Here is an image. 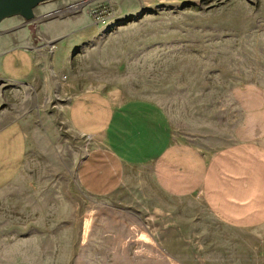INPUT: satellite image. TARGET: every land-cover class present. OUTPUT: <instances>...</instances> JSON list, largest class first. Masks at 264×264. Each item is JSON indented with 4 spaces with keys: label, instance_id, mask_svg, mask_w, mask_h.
Listing matches in <instances>:
<instances>
[{
    "label": "rangeland",
    "instance_id": "374dc122",
    "mask_svg": "<svg viewBox=\"0 0 264 264\" xmlns=\"http://www.w3.org/2000/svg\"><path fill=\"white\" fill-rule=\"evenodd\" d=\"M81 1L90 17L69 29L74 49L43 39L37 80L0 76V111L43 112L27 113V164L0 190V264H264V225L228 228L199 194L163 192L148 168L111 195L85 192L89 138L64 113L75 89L99 88L164 105L207 155L232 144L243 136L234 84L264 83V0Z\"/></svg>",
    "mask_w": 264,
    "mask_h": 264
},
{
    "label": "crops",
    "instance_id": "0c3cea01",
    "mask_svg": "<svg viewBox=\"0 0 264 264\" xmlns=\"http://www.w3.org/2000/svg\"><path fill=\"white\" fill-rule=\"evenodd\" d=\"M81 2L46 0L34 8L35 18L30 21L21 15L3 19L0 76L12 85L37 80L43 39L59 38L56 47L62 55L74 49L81 36L69 29L90 17L86 3ZM72 4H81V9L58 15L62 7ZM239 82L231 95L243 113V136L211 155L180 138L169 110L155 100H118L99 88L75 89L64 113L73 128L89 138L88 151L78 165L80 187L92 196H108L127 181L133 169L148 168L163 192L199 194L209 211L228 228L264 225V83ZM15 103L0 111V190L27 164L30 140L26 123L31 118L27 113H43L40 109L14 113L19 109Z\"/></svg>",
    "mask_w": 264,
    "mask_h": 264
},
{
    "label": "water",
    "instance_id": "95a60500",
    "mask_svg": "<svg viewBox=\"0 0 264 264\" xmlns=\"http://www.w3.org/2000/svg\"><path fill=\"white\" fill-rule=\"evenodd\" d=\"M46 0H0V22L14 15H21L25 20L35 18L34 8Z\"/></svg>",
    "mask_w": 264,
    "mask_h": 264
}]
</instances>
